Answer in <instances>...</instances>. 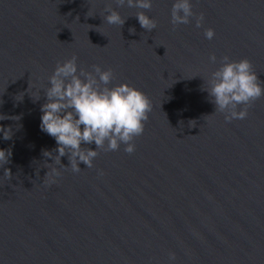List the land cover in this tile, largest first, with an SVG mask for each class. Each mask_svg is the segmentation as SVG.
Wrapping results in <instances>:
<instances>
[{
  "label": "water",
  "instance_id": "1",
  "mask_svg": "<svg viewBox=\"0 0 264 264\" xmlns=\"http://www.w3.org/2000/svg\"><path fill=\"white\" fill-rule=\"evenodd\" d=\"M173 2L0 0V127L12 132L0 131L12 153L0 166V264H170V252L174 264H264V97L229 123L203 90L225 55L249 59L264 82V0H191L202 26L175 30ZM108 3L121 28L104 22ZM138 11L157 28L143 29ZM74 54L152 103L134 153L97 149L79 173L67 155L54 164L58 145L40 127L48 77Z\"/></svg>",
  "mask_w": 264,
  "mask_h": 264
},
{
  "label": "clouds",
  "instance_id": "2",
  "mask_svg": "<svg viewBox=\"0 0 264 264\" xmlns=\"http://www.w3.org/2000/svg\"><path fill=\"white\" fill-rule=\"evenodd\" d=\"M115 4L117 7L126 5L129 8L150 10L153 0H115ZM103 12L107 13L102 15L107 24L120 28L124 25L125 18L111 3L106 4ZM88 16L93 15L88 12ZM135 16L143 29L150 32L157 28V21L144 11H138ZM190 18H194L195 27L200 28L204 14L193 12L191 0H174L171 8L173 30L181 24H189ZM129 32L134 33L135 29L130 28ZM204 36L211 40L215 31L208 28ZM77 61L75 54L62 63L58 61L53 74L48 77L50 86L43 88L47 101L41 106L40 125L41 130L53 137L58 145L54 149L58 152L53 158L54 164H61V157L67 155L70 166L65 167V170L70 168L73 173L81 171L80 163L92 168L93 160L99 155L97 149L118 151L123 144L124 152L134 153V141L144 133L145 123L152 111L150 98L140 89L128 83L109 87L114 79L112 68L102 70L100 65L93 64L92 71H88L79 67ZM209 61L217 63L216 55H210ZM219 65L207 77V87L203 88L211 98L210 102L215 105L214 113H224V119L229 123L246 119L252 104L264 97V82L260 81L247 58L232 60L225 55L221 57ZM0 119L5 117L0 116ZM0 131L4 133L5 140L11 139L10 128L0 127ZM93 142L95 150L82 147V144ZM11 155L10 149H0V166L9 163ZM43 155L51 157L52 152L44 151ZM51 172L54 176L60 174L56 169H51ZM98 174L103 176V170H98ZM4 176L10 180L11 170L6 168ZM175 260L176 254L170 252V264H174Z\"/></svg>",
  "mask_w": 264,
  "mask_h": 264
}]
</instances>
